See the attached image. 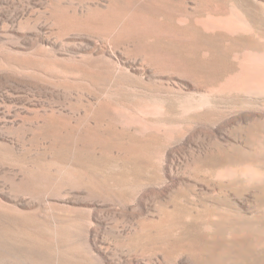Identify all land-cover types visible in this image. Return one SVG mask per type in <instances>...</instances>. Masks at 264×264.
I'll return each mask as SVG.
<instances>
[{"label": "rangeland", "instance_id": "obj_1", "mask_svg": "<svg viewBox=\"0 0 264 264\" xmlns=\"http://www.w3.org/2000/svg\"><path fill=\"white\" fill-rule=\"evenodd\" d=\"M204 1L0 0V264H264L237 232L264 184L216 175L264 136V98L170 107L213 81L173 25Z\"/></svg>", "mask_w": 264, "mask_h": 264}, {"label": "bare ground", "instance_id": "obj_2", "mask_svg": "<svg viewBox=\"0 0 264 264\" xmlns=\"http://www.w3.org/2000/svg\"><path fill=\"white\" fill-rule=\"evenodd\" d=\"M208 1H210L208 3H210L211 5V7L208 10L206 9V11H201V12L198 11L197 12L198 14L190 16V17L184 16V15H177V17H175L174 22H173V25L175 23V25H177L180 28V30L182 28L184 30H188L187 31L188 34L190 33L192 43L190 45H188L189 44L188 43L186 46L180 49L182 53H185L187 58L192 61L191 66L202 68L203 66L201 67L200 65H205V68L206 66H208L209 68V65L212 64L210 65V68L212 69V71L210 72L209 70V73H212L214 71V74H213L214 79L213 78L211 79L210 77V79L213 81L210 84L208 83L209 85L207 84V86L203 88H200V87L197 88L198 87L197 83H196L197 84L196 87L192 86L193 84L192 85L188 84V86L190 87L189 89L191 90L190 92H187L186 94L182 93L185 95L180 96V97H178L180 95L179 94L180 92L179 93L177 92L178 95L176 97L178 98L176 100L175 98L172 97V100L174 99L175 101L173 100L174 101L173 102L171 100L173 103L170 102V104L172 103L170 107H172L173 110L175 109L174 107H176L179 113L178 112H175V113H178V115H181L182 117H188V116L191 117L194 115L198 116V114L200 115L204 111H208L214 105V102H215L214 99L217 96H220L221 98V96L226 95V96H232L235 98L240 97L245 100H248L251 98H261L262 100V98H264V31H263L264 29L263 30L261 29L260 22H258L255 19L257 16L263 15L262 17H264V14L261 15L260 12H257L256 5H259L261 0L260 1L259 0H208ZM208 3L205 2V4H208ZM255 6H256V11H253L252 9H254ZM261 10L262 9H260V11ZM262 13H264V11ZM151 39L154 40L153 37ZM200 68H199V72L202 71L203 73L204 70L207 71L204 67L201 70ZM194 81L196 82V79ZM204 81L205 80L203 79V82ZM152 95L150 94L151 98L149 101L150 102L149 105L150 104L151 105L149 108H147L146 112L148 115L152 117V119H154L155 117L153 118V116L158 117V115L163 113L162 110L165 109L164 106H167V105H164V101L162 99L153 98ZM157 95L159 96V93ZM159 97L162 98V96H159ZM248 101H243V102L246 103ZM241 102L242 101H240V103ZM230 103L231 101H229V105ZM166 104H168V102ZM173 104H174V107H173ZM247 106L248 105H246V107ZM255 107L257 106L255 105ZM138 110L140 112H143V108H140ZM238 110H240V107ZM167 112L168 111H165L164 115ZM151 117L149 116L146 117V120L147 118H151ZM193 118L191 117L192 121H193ZM155 119L156 120L158 119L159 121V117ZM156 120H151V123H153ZM147 121H150V119H148ZM160 122H161V119H160ZM156 124L158 123L154 122V125L157 127V129L167 132L168 127L161 128L162 125L158 126ZM167 124L169 125V123ZM151 127L153 128L152 125ZM256 133L257 132H255V134ZM166 134L168 135V133ZM256 135L257 136L254 139H252L253 140L252 148L250 150H248L249 148H246L248 151L243 150V152H245L246 155L243 154L241 165L239 166L237 164L239 166L238 168L237 167L231 168V167H228V165L226 164L227 160H225L226 165L225 164L224 165L227 167L224 169H219L216 172L217 176H221V179H222L223 176H235L236 177L237 175L241 178L242 183L245 182L248 185H254V186L255 185L261 186V184H264V136H261V138H257L260 135L258 133ZM251 138H252V135H251ZM248 143L251 144L250 141ZM248 146L249 145H247V147ZM238 157L241 158L239 155ZM238 157L236 156V158ZM226 158H227V155H226ZM246 159H250V161H247ZM252 160H255V161H252ZM217 164H218L217 166L215 165L216 167L219 166L218 162ZM215 170H217V168ZM213 173L215 172L213 171ZM262 215H257L255 216V218L250 220V224H252L251 228L249 229L242 228L237 231L239 234H241L240 236L245 234L246 237L247 236L250 237V238L249 237L247 238H249L250 240V242L249 241L248 242H249V248L251 249V252L252 250L257 251V252L264 250V216ZM214 230L216 229L214 228ZM214 230L211 228L209 229L210 233L211 232L213 233ZM231 231L230 233H232V235L237 233L234 230L232 232ZM233 237L235 238L234 235Z\"/></svg>", "mask_w": 264, "mask_h": 264}]
</instances>
